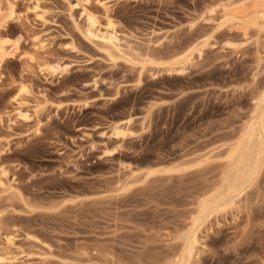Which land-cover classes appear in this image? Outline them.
I'll return each mask as SVG.
<instances>
[{"label":"rangeland","instance_id":"rangeland-1","mask_svg":"<svg viewBox=\"0 0 264 264\" xmlns=\"http://www.w3.org/2000/svg\"><path fill=\"white\" fill-rule=\"evenodd\" d=\"M247 1L1 0L0 33L21 41L0 63V264L180 252L264 85L263 24L225 15ZM258 176L200 227L191 264H264Z\"/></svg>","mask_w":264,"mask_h":264},{"label":"bare ground","instance_id":"bare-ground-1","mask_svg":"<svg viewBox=\"0 0 264 264\" xmlns=\"http://www.w3.org/2000/svg\"><path fill=\"white\" fill-rule=\"evenodd\" d=\"M247 2L243 4L241 2V6L226 10L225 15L228 19L244 22L242 24L243 26L251 24L250 22L253 24L257 23L256 25L260 23L264 26V0H251V2L248 0ZM6 9H9L11 13L13 12L11 5L6 6L0 0V20L5 17ZM88 21L89 25L93 26L95 22L93 14L88 15ZM245 22H247V24ZM249 26L250 25H248V27ZM244 27L246 28V26ZM248 27L246 29H248ZM87 31L92 33L90 28H88ZM5 35V33H0V63L1 60L4 59L3 56H5L10 49H19L21 41V37L11 39ZM103 39L109 45L111 44L110 46L114 44L113 35L103 37ZM191 59L192 53L190 52L185 55L183 60L177 62L179 64H185L187 62L186 64H188ZM45 68L49 73L55 74L63 67L58 63L47 61ZM258 95H256L258 97L256 98V114L253 117L254 119L246 125L244 132L231 148L228 167L224 176L221 178L222 181L220 180V186L218 188L215 187L212 191L209 190V193L206 194L207 196L204 194V198L200 199L199 213L192 218L191 227L184 232L182 236V249L166 264H191L195 256L199 253L198 246L201 244L199 236L200 227L208 220L213 212L217 213L224 211L237 205V198H240L241 193L255 184L257 178H259L258 175L262 169V165H264V85L262 92ZM117 133H123L121 126H117ZM9 240L12 241L13 238H9Z\"/></svg>","mask_w":264,"mask_h":264}]
</instances>
